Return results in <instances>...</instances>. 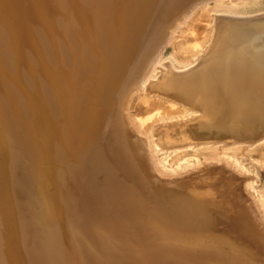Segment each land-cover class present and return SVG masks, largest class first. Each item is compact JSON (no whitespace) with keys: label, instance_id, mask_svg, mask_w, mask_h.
<instances>
[{"label":"bare ground","instance_id":"bare-ground-1","mask_svg":"<svg viewBox=\"0 0 264 264\" xmlns=\"http://www.w3.org/2000/svg\"><path fill=\"white\" fill-rule=\"evenodd\" d=\"M81 1L87 13L79 22L86 33L80 27L73 34L79 50L60 46L57 67L41 69L44 84L55 83L59 121L88 127L91 145L82 151L89 163L77 175L87 178L88 193L99 194L87 204L99 215L88 216L83 202L74 200V207L81 205L82 210L75 221L83 218L88 225L84 236L71 235L74 244L70 236L61 239L70 249V264H169L175 253L189 255L197 264H264L260 209L264 199L259 205L244 193L245 178L215 158L203 160L184 175L165 178L154 159L157 149L213 153L251 147L264 139V12L214 16L205 47L191 65L177 69L169 62L158 64L159 53L178 26L207 0H197L179 17L173 10L186 0H169L168 8L147 19L120 14L95 41L85 37L91 32L88 23L96 12L95 23L101 21L116 1L100 0L101 6ZM19 4L23 14L16 9ZM36 9L32 0H0V54L7 52L13 68L9 75L0 68V88L7 85V78L21 87L16 69L23 60L20 49L32 41L29 33L20 35L16 25L23 21L32 29L41 27L44 22ZM142 91L180 104L187 113L161 122L145 136L132 126L128 113L131 99ZM81 92L85 100L76 99ZM61 130L62 138L65 130ZM59 145L60 140L58 145L49 143L50 154L43 158L45 181L57 204L61 201L53 192L49 172ZM39 147L44 152L41 142ZM71 186L83 190L77 183ZM59 222L62 235H67L65 223ZM143 229H149L152 244L146 245L156 247L153 254L140 244ZM105 244L113 247L110 253Z\"/></svg>","mask_w":264,"mask_h":264},{"label":"rangeland","instance_id":"rangeland-1","mask_svg":"<svg viewBox=\"0 0 264 264\" xmlns=\"http://www.w3.org/2000/svg\"><path fill=\"white\" fill-rule=\"evenodd\" d=\"M89 1L91 4L101 6L99 5L100 0ZM115 1L116 5L110 6L115 8L100 16L101 21L95 23L97 12L93 15V20L88 23L90 25L88 29L91 32L85 37L88 36L93 39L91 41H95L104 27L116 20L120 14L145 19L157 16L162 9L168 8L166 4L169 2V0ZM196 1L183 2L181 7L173 10L174 17H179ZM32 2L41 15V24H43L42 21L44 24L38 29H32L23 21L16 25L18 33L20 35L29 33L32 41L31 46H24L20 49L23 60H20L16 69L19 72L17 75L21 87L16 86L13 80L7 78L5 80L7 85L0 88V264H26V259L31 261V264H70L68 254L70 249L68 251L65 249L68 245H65L62 240L66 238L64 236L68 238L70 236V241L74 242L76 238L71 235L84 236L85 226L88 225L83 218V220L75 221L79 219L82 210L79 207L81 205L74 207V200L83 202L80 204H84L83 206L87 208L88 216L93 212L99 215L98 209L93 210L87 205L93 195L98 196L99 194L88 193V188L85 186L87 178L77 175L81 169L85 170L89 163L88 154L82 151V149L88 151L87 147L91 145L86 136L88 127L78 125L79 129H77L72 120L67 125L59 121L60 114L54 92L55 83L45 85L41 69L48 66L49 69L57 67L60 46L68 49L69 46H73L79 50L73 34L80 27L82 34L86 33L85 27L79 21L87 12L81 0H40V6L36 0ZM85 4L87 6L86 1ZM19 8L21 9L19 12L23 14L24 11L20 4L16 6L17 10ZM260 12H264V0L204 1L178 26L160 51L157 63L169 62L177 69L187 67L194 62L198 52L205 47L214 16L248 17ZM173 21L169 22L170 26ZM44 25H47L48 30L43 29ZM81 39L84 37L82 36ZM60 51L62 53L65 50ZM2 53L0 54V68L5 75L13 68L6 56L7 52ZM78 73L79 70L76 71V74ZM150 75L151 78H155L154 72ZM81 95L82 92L76 99L85 100ZM161 98L142 91L135 94L129 103L128 113L131 124L145 136H148L153 127L161 122L182 117L187 113L182 105H171L170 100ZM77 123L81 124L78 120ZM60 130L62 132L65 130L62 138L58 137ZM59 140L57 156L52 163V171L49 172L53 192L61 201L57 204L55 201L57 199L53 197L45 181L43 164L46 163H43V158L50 154L48 144L57 142L58 145ZM40 142L41 149L45 147L44 152L41 153ZM209 158L226 162L239 177L245 178L243 183L247 184L242 183L244 193L249 197L254 196L261 205V200L264 199V139L251 147L240 145L228 150H216L213 153L206 149L176 151L157 149L154 152L156 166L165 178L184 175L198 168L203 160ZM58 161L60 162L59 167L57 166ZM83 164H85L84 168H82ZM119 172L127 175L125 171ZM73 182L79 184L84 191L71 186ZM58 185L62 187V191L57 187ZM260 209L264 211V208L260 207ZM59 219L65 223L67 235H62ZM139 234V238L143 240L140 242L142 247H146V251L153 254L156 247L146 245L152 244L149 240V229H143ZM33 239L36 241L33 242ZM105 246H107L106 252L110 253L113 247L108 244ZM39 247L45 253H42ZM174 256L176 257L173 260H168L169 264H197L198 262L192 257L189 258V255L186 258L175 253Z\"/></svg>","mask_w":264,"mask_h":264}]
</instances>
